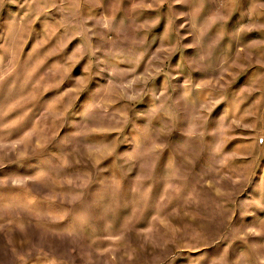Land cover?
Listing matches in <instances>:
<instances>
[{"label": "rangeland", "instance_id": "obj_1", "mask_svg": "<svg viewBox=\"0 0 264 264\" xmlns=\"http://www.w3.org/2000/svg\"><path fill=\"white\" fill-rule=\"evenodd\" d=\"M0 264H264V0H0Z\"/></svg>", "mask_w": 264, "mask_h": 264}]
</instances>
